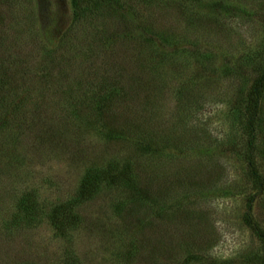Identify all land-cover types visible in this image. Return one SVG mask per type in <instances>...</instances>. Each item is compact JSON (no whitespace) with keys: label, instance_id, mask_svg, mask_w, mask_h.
<instances>
[{"label":"rangeland","instance_id":"1","mask_svg":"<svg viewBox=\"0 0 264 264\" xmlns=\"http://www.w3.org/2000/svg\"><path fill=\"white\" fill-rule=\"evenodd\" d=\"M73 1L0 0V79L12 93H0V264H62L69 253L79 264H264V193L234 150L231 117L246 93L243 57L264 44V0H152L132 37L121 14L102 21ZM175 50L174 68L153 64ZM117 89L116 105L96 98ZM73 97L84 119L72 117ZM113 123L122 136L108 135ZM141 132L156 148L134 172L159 200L101 181L59 235L44 212L77 198L89 169L139 157ZM26 195L40 208L29 222Z\"/></svg>","mask_w":264,"mask_h":264},{"label":"trees","instance_id":"2","mask_svg":"<svg viewBox=\"0 0 264 264\" xmlns=\"http://www.w3.org/2000/svg\"><path fill=\"white\" fill-rule=\"evenodd\" d=\"M84 3H88L87 9L88 11H93L95 14V18L98 16H102V21L106 18L114 20L115 15L121 14L123 19L125 20L124 25L128 26V29L125 30L124 34L126 36L132 37L134 36L132 28L135 27L134 20H143L142 23L145 22V13H142L140 11V7L144 5H147V3L151 2L152 0H81ZM80 0H74V4L81 3ZM154 1V0H153ZM217 6H222L224 8V5L221 4H212ZM214 7V6H213ZM79 8V9H78ZM81 6H76L74 9L75 16H78L79 13H81ZM229 8V7H228ZM225 8V9H228ZM231 8H229L230 10ZM147 20V19H146ZM97 23V22H96ZM94 23H92L93 26ZM99 24V23H98ZM96 25V24H94ZM101 25V24H100ZM143 28L145 26H142ZM147 27V26H146ZM264 28V27H263ZM159 39V38H157ZM157 42H159L157 40ZM152 49V48H151ZM154 51V50H153ZM174 53V54H173ZM170 54V59H167L165 55H158L156 54V60L154 61V65L161 64L164 61H167L169 63V68L172 65V68H174L175 62V56H177L176 50ZM244 60V67L240 68L242 71H247L248 78L245 83L246 88L244 92L245 96L240 95V99L242 101V106L232 104V121L237 126L238 133L236 136L238 139L233 142V144H236V148L234 150H238L240 153L241 159L244 160L245 165L247 166L248 170L246 173L248 181L253 183V188L256 189V193H264V113L261 111V107L264 104V44L262 48L258 51H252L248 54H246L243 57ZM153 66V65H152ZM154 68V66L152 67ZM2 74L5 76V74L2 72ZM249 81V82H248ZM18 82V81H15ZM245 82V81H244ZM8 81L0 79V93L6 92L8 94L11 91V87H8ZM120 89H117L114 92H104V93H98L96 95V98H98L100 101H102V104H112L114 105V99L117 98L119 95ZM14 94V92H13ZM69 94V93H68ZM67 95V92H66ZM92 97V96H91ZM4 95L0 94V99H3ZM73 101H68L69 107H71V110H75L72 117L74 119L81 120L83 118L79 113H81V109L78 106L80 102H76L75 100L77 98L73 97ZM243 101H245V104L243 105ZM75 102V103H72ZM111 104V105H112ZM116 105V104H115ZM118 106V105H117ZM75 114V115H74ZM83 114V113H81ZM85 114H89L86 112ZM81 116V118L79 117ZM101 114H95V116H100ZM120 115V114H119ZM88 116V115H87ZM126 114H123V117H125ZM128 116V115H127ZM122 116H118L113 119V122L115 120H120ZM84 119V118H83ZM1 120L5 122L4 117H1ZM86 120L81 121V123L85 122L86 124L90 121V118ZM18 121L15 122V126ZM3 126V125H0ZM15 126H13L11 129H14ZM133 127L138 126L137 119L132 123ZM5 127V126H4ZM3 127V128H4ZM1 128L0 130H2ZM140 128V127H139ZM114 135L122 136V131L117 130L115 127V123H113V128L109 130L108 135ZM1 136V134H0ZM137 136V140L140 141L139 143H143L145 146L144 151H146V155L144 157V151L142 153H138L139 157H136L131 160H123L119 161L118 159H114L111 162H108L105 166L92 168L89 169L88 172L83 175V178L80 182L79 190L76 194L77 198H73L71 200L65 201L64 205H56L54 208L50 210V212H44L48 215V218L52 224V226L56 229V232L61 235L65 236L68 233V230L70 229V225H73L74 219H77V215L74 212V203L77 199H88L92 198L93 195L99 191V185L100 182L109 183L106 187L114 186L115 184L123 185L127 188H133L137 187L135 193H137V196H135V199L139 203H150L155 204L156 201H158V197H160V193H153L151 191V183L150 178L148 176H142L139 177L134 170L139 165L144 164L145 158H149L153 154V149L156 148L155 146H152L156 143V136L155 135H147L146 132L135 135ZM145 136V137H144ZM169 137V138H168ZM165 136L162 137L164 139H169L168 141L174 143H178L179 140H175L174 136ZM174 138V139H173ZM179 138V137H178ZM235 139V138H234ZM142 141V142H141ZM237 142V143H236ZM143 150V149H142ZM256 156L259 157L261 160L256 159ZM142 159L143 161L141 162ZM261 161V163H259ZM151 165V159L148 161ZM258 164V165H257ZM121 166V167H120ZM152 168L149 167V169ZM115 170L116 174L114 176H111V171ZM140 172V171H139ZM124 178V181H120V179ZM139 178L142 179L143 185H139L140 183ZM111 187V188H112ZM255 195V194H254ZM253 196V195H252ZM249 200L250 202L252 201ZM21 203L25 205V216L27 217V221H32L37 217L38 211L40 208L37 207L36 199L33 195H26L20 200ZM249 202V203H250ZM250 205V204H248ZM245 220L247 222H250V218L247 215L245 217ZM256 233L260 237L261 240H264V234H260V232L257 231V228H255ZM129 244V243H128ZM126 244V247H129L130 245ZM125 247V248H126ZM70 257L67 258V261L62 264H79L78 260H76L71 253H69ZM118 255V252L117 254ZM119 255H121L119 253ZM24 264H30V263H24Z\"/></svg>","mask_w":264,"mask_h":264}]
</instances>
